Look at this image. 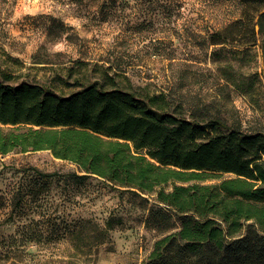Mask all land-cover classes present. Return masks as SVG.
I'll return each mask as SVG.
<instances>
[{
    "label": "rangeland",
    "instance_id": "374dc122",
    "mask_svg": "<svg viewBox=\"0 0 264 264\" xmlns=\"http://www.w3.org/2000/svg\"><path fill=\"white\" fill-rule=\"evenodd\" d=\"M242 8L239 0H0V73L65 94L107 73L133 91L164 93L183 118L264 134L263 38L246 48L206 39ZM74 174H82L75 164L47 150L0 154V264H145L155 242L180 229L181 215L155 194Z\"/></svg>",
    "mask_w": 264,
    "mask_h": 264
},
{
    "label": "trees",
    "instance_id": "16d2710c",
    "mask_svg": "<svg viewBox=\"0 0 264 264\" xmlns=\"http://www.w3.org/2000/svg\"><path fill=\"white\" fill-rule=\"evenodd\" d=\"M239 2L238 16L207 32L208 45L246 48L260 35L264 54V0ZM10 79L0 73L1 155L47 150L75 164L77 179L155 194L181 215L145 264H264L263 133L183 118L164 93L133 91L107 73L66 94Z\"/></svg>",
    "mask_w": 264,
    "mask_h": 264
}]
</instances>
